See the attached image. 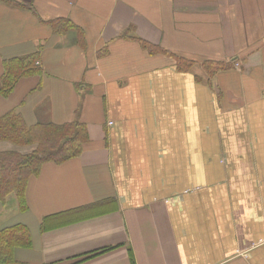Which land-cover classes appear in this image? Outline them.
Segmentation results:
<instances>
[{
	"label": "crops",
	"instance_id": "1",
	"mask_svg": "<svg viewBox=\"0 0 264 264\" xmlns=\"http://www.w3.org/2000/svg\"><path fill=\"white\" fill-rule=\"evenodd\" d=\"M34 53L0 117L88 141L0 205L13 264H264V0H0V77Z\"/></svg>",
	"mask_w": 264,
	"mask_h": 264
},
{
	"label": "trees",
	"instance_id": "2",
	"mask_svg": "<svg viewBox=\"0 0 264 264\" xmlns=\"http://www.w3.org/2000/svg\"><path fill=\"white\" fill-rule=\"evenodd\" d=\"M65 21L52 22L55 30L63 31ZM70 27V25H69ZM67 29V28H66ZM142 47L150 54L166 53L141 41ZM38 53L26 55L3 62L0 77V97H7L18 81L25 77L40 74ZM182 69L188 65L181 62ZM229 65L206 62L205 70L209 76L227 69ZM88 141L84 124L64 125L38 124L27 128L21 117L11 111L0 117V142H8L18 147L33 146L26 155L17 152L0 153V205H4L10 196H14L20 211L27 210L26 187L30 177L37 176L46 163L60 165L79 156ZM31 246L28 230L20 225L0 230V264L15 263L14 252Z\"/></svg>",
	"mask_w": 264,
	"mask_h": 264
},
{
	"label": "built area",
	"instance_id": "3",
	"mask_svg": "<svg viewBox=\"0 0 264 264\" xmlns=\"http://www.w3.org/2000/svg\"><path fill=\"white\" fill-rule=\"evenodd\" d=\"M109 125H111V123H109Z\"/></svg>",
	"mask_w": 264,
	"mask_h": 264
},
{
	"label": "rangeland",
	"instance_id": "4",
	"mask_svg": "<svg viewBox=\"0 0 264 264\" xmlns=\"http://www.w3.org/2000/svg\"><path fill=\"white\" fill-rule=\"evenodd\" d=\"M13 196V195H12Z\"/></svg>",
	"mask_w": 264,
	"mask_h": 264
}]
</instances>
